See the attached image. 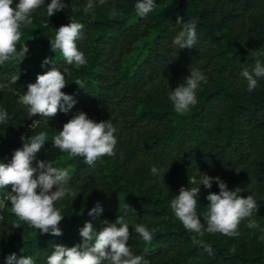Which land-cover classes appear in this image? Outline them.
Here are the masks:
<instances>
[{
    "label": "trees",
    "instance_id": "16d2710c",
    "mask_svg": "<svg viewBox=\"0 0 264 264\" xmlns=\"http://www.w3.org/2000/svg\"><path fill=\"white\" fill-rule=\"evenodd\" d=\"M64 2L68 7L48 19L51 0H44L32 14L33 24L21 26L17 50L27 45L28 58L20 65H0V83L20 73L15 85L0 90V108L8 112V123L0 124V162L11 161L23 144L22 135L47 131L40 155L69 171L68 187L77 195L55 202L64 216L59 237L40 235L38 229L18 221L6 201L0 216L11 231L0 236V264H6V257L16 251L17 256H31L35 264H47L54 245L72 247L82 242L79 230L86 222L100 230L104 220L115 223L119 214L129 225L134 255H143L145 248L134 226L159 229L145 256L150 264H264V240L260 239L264 235V78H257L256 89L248 93L247 81L240 75L243 68L251 71L258 52L264 63V0H156V8L135 23H129V18L136 14L137 0H105L103 5L97 0L95 19L82 11L87 0ZM73 4L81 10L73 12ZM113 7L122 14L111 18ZM177 17L196 21L194 48L173 46V38L182 29ZM70 20L84 24L85 38L77 41V47L87 64L77 70L63 57L54 63L62 72L70 69L68 86L62 91L77 103L69 113L57 114L58 127L37 125L32 130L34 117L27 118L19 96L27 91L28 83L35 82L33 69L46 58L56 29ZM153 31L156 34L144 59L132 72L124 68V55ZM51 67H44L43 73ZM190 67L199 69L207 83L202 82L197 90V104L179 115L169 93L190 74ZM76 79L84 82L83 89L74 83ZM81 111L97 122L111 120L117 130L115 155L102 157L95 167L52 147L53 137ZM154 166L157 175L151 172ZM203 173L219 176L229 190L241 188L240 195H252L260 208L253 217L259 229H248L242 221L239 236L206 233L203 240L211 245L213 255L191 242V234L170 207L181 187H191L190 177L199 179ZM7 191L10 186L0 189V198ZM210 191L218 193V184L213 182L211 189L201 185V195L196 197L202 223ZM98 204L103 208L99 217L88 215ZM14 223L21 227H13Z\"/></svg>",
    "mask_w": 264,
    "mask_h": 264
},
{
    "label": "clouds",
    "instance_id": "9594fccd",
    "mask_svg": "<svg viewBox=\"0 0 264 264\" xmlns=\"http://www.w3.org/2000/svg\"><path fill=\"white\" fill-rule=\"evenodd\" d=\"M100 5L105 0H98ZM44 4V0H0V65L6 62L21 64L29 55V47L17 44L22 37L21 26L33 24L32 14ZM97 0H87L82 6L85 15H92L95 19L94 9ZM68 4L64 0H51L47 5V17L64 10ZM135 12L140 17H146L156 8V0H137ZM80 8L72 5V11L78 12ZM115 7L109 12L111 18L121 15ZM176 24L182 29L173 38V46L179 49H192L197 43V23L195 20L185 22L183 17H177ZM48 22L44 23V27ZM84 24L70 20L69 24L61 25L56 29L54 38L50 39L51 51L59 52L67 65L80 69L87 64L84 52L77 47V41L85 38ZM260 53L256 54L254 67L249 71L243 68L240 75L247 81V91L252 93L257 87V78H264V63L261 62ZM52 67L38 74L34 83L27 84V91L19 96L18 104L27 112V118L39 116L45 122L55 118L58 113H69L77 103L76 99L64 91L68 84L66 75L71 76L68 67L59 70L52 57L45 58L41 67ZM190 74L184 78L174 90L169 93L174 111L185 115L191 107L197 104V90L201 83H207V77L197 68H189ZM20 79L19 74H11L7 82L0 83V90L15 85ZM83 89L84 82L76 79L74 82ZM39 119V120H40ZM33 120L32 130L39 123ZM8 123V112L0 108V124ZM116 128L111 120L95 121L87 113L81 111L75 114L63 125L52 139V147L70 157H82L84 163L95 167L96 162L104 156H114L117 138ZM23 146L14 151L11 161L0 162V189L11 188L3 198H0V209L10 202V212L18 221L27 224L30 228L38 229L40 235L51 234L61 236L60 224L64 219L55 202L68 196L77 194L68 187L71 179L66 168L53 166L51 161L37 160V154L48 140V132L40 131L38 134L21 136ZM153 175L158 174L157 167H152ZM213 182L218 184L219 192H209L206 199L209 201L207 210L202 214L203 221L197 214V196L201 195V185L211 189ZM190 188L181 187L179 195L170 202V207L177 220L184 229L191 234L194 245L204 247L209 255H213L211 245H206L203 237L205 234H222L227 237L239 236V225L246 222L248 229H259L260 225L254 215L259 212L257 201L252 195H240L241 188L229 190L228 185L219 177H211L205 173L197 179L191 176ZM196 185V186H192ZM55 189V190H53ZM103 208L98 204L89 211L88 215L99 217ZM100 230H96L92 222H86L79 230L82 242L68 247L63 244L54 245V251L47 257V264H150L145 258L153 241V234L158 228L149 230L143 224H136L134 232L144 242V254L134 255L129 246V225L124 221V216L118 215L115 223L104 220ZM117 225H120L117 227ZM13 227L20 228V223ZM264 232V229H261ZM264 240V235L260 237ZM233 246L231 251L235 252ZM22 251V250H21ZM6 264H35L31 256L12 253L6 257Z\"/></svg>",
    "mask_w": 264,
    "mask_h": 264
},
{
    "label": "rangeland",
    "instance_id": "374dc122",
    "mask_svg": "<svg viewBox=\"0 0 264 264\" xmlns=\"http://www.w3.org/2000/svg\"><path fill=\"white\" fill-rule=\"evenodd\" d=\"M139 17L140 16L138 14H134L133 16H131L129 18V23H135L139 19ZM155 34H156V32L153 31L148 36L140 38L134 44L133 50L130 53L125 54L123 57L122 64H123L124 68L130 70L131 72L135 69V67L144 59V57L148 53V49L152 44V41H153ZM44 57H46V58L52 57L53 60H55L57 58H61L62 56L59 52L55 53V52L51 51V48H49V50L46 52ZM41 64H40V66H38L36 68L34 67L35 69H33L36 77L38 74L43 73L42 69H44V67L42 68ZM39 119H40V117L36 116V117H34L33 120H39ZM32 123H33V121H32ZM60 124L61 123H60L58 117L56 116L55 118L51 119L48 122H45L44 118H41L37 125H39V126L42 125L44 127L49 128V127H52L54 125H56L58 127ZM22 146H23V144H22ZM40 153H41V151L37 154V160H46V158L41 157ZM53 190H55V189H53ZM0 217H1V220H0V236H2L6 233H9L11 231V229L8 227L7 223L4 221L5 217H4V219H2V215ZM15 253L18 254V251H16Z\"/></svg>",
    "mask_w": 264,
    "mask_h": 264
},
{
    "label": "built area",
    "instance_id": "2783aa9c",
    "mask_svg": "<svg viewBox=\"0 0 264 264\" xmlns=\"http://www.w3.org/2000/svg\"><path fill=\"white\" fill-rule=\"evenodd\" d=\"M32 125V122L30 123V126Z\"/></svg>",
    "mask_w": 264,
    "mask_h": 264
}]
</instances>
